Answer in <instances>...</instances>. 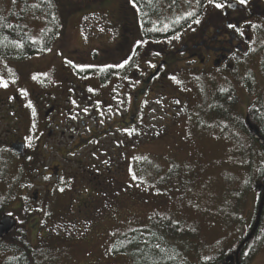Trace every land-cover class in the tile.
Wrapping results in <instances>:
<instances>
[{
  "label": "rangeland",
  "instance_id": "1",
  "mask_svg": "<svg viewBox=\"0 0 264 264\" xmlns=\"http://www.w3.org/2000/svg\"><path fill=\"white\" fill-rule=\"evenodd\" d=\"M45 1L54 8H39L29 0L23 13L21 2L0 0V10L19 15L25 34L49 47L32 55L48 53L40 64L52 61L62 68L60 59L76 55L82 63L77 68L84 72L83 88L99 76L103 92L115 83L121 68L117 65L127 60L116 51L125 40L133 45L145 34L181 41L192 27L190 20H202L214 6L198 0H141L154 4L150 15V9L133 8L132 0ZM121 3L128 26H121L115 10ZM49 8L62 13L61 24L55 25ZM9 21L15 19L10 16ZM115 51L117 57H105ZM60 52L66 55L57 58ZM146 61L140 59V64ZM128 62L125 78L133 79L139 63ZM204 66L183 59L167 66L153 84L160 89L152 87L144 97L137 125L129 133L103 138L64 163L68 184L54 192L50 225L39 223L48 231L38 236L44 264H165V256L153 248L140 252L149 236L158 238L152 243L155 248L176 255L181 264L234 256L254 222L264 184L256 179L264 147L253 139L254 126L246 116L248 108L264 105V33L233 70ZM226 90L235 96L236 106L219 102ZM233 118L247 128L232 125ZM124 243L128 246L118 251ZM255 249L247 264H264V209ZM13 256L21 254L0 249V264Z\"/></svg>",
  "mask_w": 264,
  "mask_h": 264
},
{
  "label": "flooded vegetation",
  "instance_id": "2",
  "mask_svg": "<svg viewBox=\"0 0 264 264\" xmlns=\"http://www.w3.org/2000/svg\"><path fill=\"white\" fill-rule=\"evenodd\" d=\"M221 4L220 9L211 6L199 23L190 20L192 27L181 41L145 34L133 45L125 40L116 51L139 65L133 79L125 78L124 71L131 62L120 68L115 83L105 92L99 76L91 87L83 88L84 72L77 68L82 63L76 55L72 58L77 63L72 58L60 59L61 68L52 61L40 64L48 53L24 58L0 54V223H4L2 230L11 225L0 239L4 254L25 253L30 262L44 264L38 236L48 231L39 223L50 225L54 192L68 184L64 163L103 138L129 133L137 125L144 97L160 89L153 84L167 66L183 59L226 72L246 59L255 38L264 33V0ZM115 10L121 26H128L125 4ZM115 14L113 26L119 19ZM133 34L138 37L135 29ZM116 51L105 57H117ZM66 52L57 53V58ZM145 58L141 65L140 59ZM154 250L165 256V264L182 263L176 255ZM48 252L49 248L43 256Z\"/></svg>",
  "mask_w": 264,
  "mask_h": 264
},
{
  "label": "trees",
  "instance_id": "3",
  "mask_svg": "<svg viewBox=\"0 0 264 264\" xmlns=\"http://www.w3.org/2000/svg\"><path fill=\"white\" fill-rule=\"evenodd\" d=\"M35 4L38 3V7L39 8H43L46 6V9H48V5L52 4L51 1L46 2L45 0H35ZM139 1V2H138ZM200 2H205L208 0H198ZM226 0H213V3H222ZM16 2H21L23 4V13H25V9L27 8L26 4L27 2H29V0H14V3ZM51 2V3H50ZM136 5L140 7L141 11H145V10H149L150 7H153L154 4L151 3L149 6L141 4V0H135ZM143 5V7H142ZM51 8L53 9L54 6L52 4ZM50 10V8H49ZM152 9H150L149 13L150 15H153ZM49 13L52 16V19L55 20V25L61 24V20L60 18H62V13L59 12L58 10H55V12L52 13V10L49 11ZM5 14V10L2 13L0 10V54H5L8 56H14V57H20V58H24V57H30L36 53H38L39 51H45L47 50L49 47L46 44H40L34 40H32L28 35L25 34V29H24V25L21 23V18L19 15L13 16L11 14L9 15H3ZM12 16L13 20L15 19V22H10L9 21V17ZM143 22V21H142ZM144 25H150L148 22H143ZM171 32H169L170 34ZM223 98L222 99H218L219 102L222 101V103L228 105L229 107H234L236 106V102L234 100V95L232 93H230L229 91H224L223 92ZM230 97L231 100L226 102V98ZM246 116L248 118V120L253 124L254 128L257 130L258 135L264 139V105H259L257 107H255V105H253L252 107L248 108ZM232 123V125L237 126L238 128L245 130L247 127L244 125H242L240 123V121L238 119H231L230 120ZM247 131V130H246ZM252 137V136H251ZM264 149V148H262ZM103 168L105 169V167L103 166ZM256 179L258 180L257 182H259V184H261L262 182H264V160L263 163L260 162L258 167H257V171H256ZM255 221V220H254ZM160 224L164 227L167 224L164 220H159ZM253 223H251V225L248 227L247 229V233L245 234L244 238L249 234V232L251 231L252 227H253ZM259 228L260 225L257 229V231L252 235V237L247 240L243 247L240 249L239 251V255H238V263L237 264H247L250 259L253 257L256 249H255V243H256V236L259 232ZM122 240L124 239L121 238ZM158 238H156L155 236H149L147 238V241L145 242V244L142 246L144 251L146 249L149 248H153V250L155 249L154 244H152L153 242L157 241ZM161 239V238H160ZM120 241V240H119ZM123 244V243H122ZM12 245V244H9ZM128 246V243H124L123 246H119L118 251L123 252V249ZM130 246H132V244H130ZM246 251H244V249ZM235 250V249H234ZM6 264H40V263H32L29 261L27 255L24 253L22 256H13L11 258V260H8V262ZM207 264H214V263H207ZM236 264V263H235Z\"/></svg>",
  "mask_w": 264,
  "mask_h": 264
},
{
  "label": "water",
  "instance_id": "4",
  "mask_svg": "<svg viewBox=\"0 0 264 264\" xmlns=\"http://www.w3.org/2000/svg\"><path fill=\"white\" fill-rule=\"evenodd\" d=\"M250 132H251V135L253 136V138L256 139L260 145L264 146V140H263V138H261L258 135L257 130L254 129L253 127H251L250 128ZM263 207H264V184H263V187H262V194H261L259 202H258V207H257L255 221H254V224H253V227H252L251 231L245 237V239L237 246L236 251L234 252V256H232V257L227 256L226 258L222 259L221 261H219L216 264H230L233 261H235L236 264L238 263L237 256H238L239 250L243 247L244 243L252 237V235L256 232V230L259 227L260 220H261V215H262V212H263ZM3 224L4 223H0V239L7 231H9L11 229V225H10V226H8L7 229L2 230L1 229V225H3Z\"/></svg>",
  "mask_w": 264,
  "mask_h": 264
},
{
  "label": "snow or ice",
  "instance_id": "5",
  "mask_svg": "<svg viewBox=\"0 0 264 264\" xmlns=\"http://www.w3.org/2000/svg\"><path fill=\"white\" fill-rule=\"evenodd\" d=\"M208 2H209V4H213V0H208ZM239 2H240L241 4H243V3L245 2V0H239ZM214 7H215L216 9H220V8L223 7V5H222L221 3H215V4H214ZM188 15H191V13H189ZM195 22H196V23H199V20H196ZM165 27H167V25H165ZM176 38H179V37L177 36ZM138 43H140V42H138ZM129 59H131V57H129ZM127 63H128V60H125L123 63H121V64H119V65H117V66L123 68V67L125 66V64H127ZM134 178H135V177H134Z\"/></svg>",
  "mask_w": 264,
  "mask_h": 264
}]
</instances>
